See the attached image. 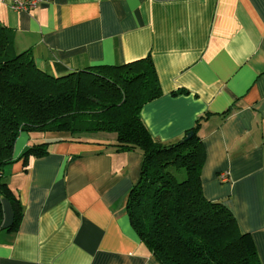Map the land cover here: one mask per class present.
I'll use <instances>...</instances> for the list:
<instances>
[{
    "label": "crops",
    "instance_id": "crops-1",
    "mask_svg": "<svg viewBox=\"0 0 264 264\" xmlns=\"http://www.w3.org/2000/svg\"><path fill=\"white\" fill-rule=\"evenodd\" d=\"M0 22L56 77L150 57L163 95L143 107L146 127L167 145L201 120L204 195L234 213L264 264V0H44L26 13L3 2ZM44 142L48 155L18 161ZM116 144L110 133L20 135L5 181L23 218L7 231L2 199L0 264H160L126 208L142 153Z\"/></svg>",
    "mask_w": 264,
    "mask_h": 264
},
{
    "label": "trees",
    "instance_id": "trees-1",
    "mask_svg": "<svg viewBox=\"0 0 264 264\" xmlns=\"http://www.w3.org/2000/svg\"><path fill=\"white\" fill-rule=\"evenodd\" d=\"M14 39L0 22V232L2 199L14 210L7 231H16L23 218L22 205L5 181L22 133L72 138L110 133L117 135L118 151L142 153L140 178L126 208L141 242L160 264H262L252 235L241 231L234 213L204 195L201 120L182 140L167 145L146 127L143 107L163 95L150 57L56 77L36 65L31 50L18 53ZM49 145H32L18 161L27 167L31 157L48 155Z\"/></svg>",
    "mask_w": 264,
    "mask_h": 264
},
{
    "label": "built area",
    "instance_id": "built-area-1",
    "mask_svg": "<svg viewBox=\"0 0 264 264\" xmlns=\"http://www.w3.org/2000/svg\"><path fill=\"white\" fill-rule=\"evenodd\" d=\"M44 0H0V3L8 2L11 10L15 12H30L38 8ZM220 179L223 182L229 181L228 172L220 174Z\"/></svg>",
    "mask_w": 264,
    "mask_h": 264
},
{
    "label": "water",
    "instance_id": "water-1",
    "mask_svg": "<svg viewBox=\"0 0 264 264\" xmlns=\"http://www.w3.org/2000/svg\"><path fill=\"white\" fill-rule=\"evenodd\" d=\"M193 135V133L191 132L189 135H188V139L191 138Z\"/></svg>",
    "mask_w": 264,
    "mask_h": 264
}]
</instances>
